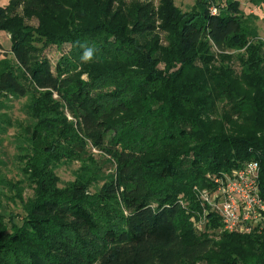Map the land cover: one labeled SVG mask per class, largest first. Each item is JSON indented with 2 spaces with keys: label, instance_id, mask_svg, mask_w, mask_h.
<instances>
[{
  "label": "trees",
  "instance_id": "16d2710c",
  "mask_svg": "<svg viewBox=\"0 0 264 264\" xmlns=\"http://www.w3.org/2000/svg\"><path fill=\"white\" fill-rule=\"evenodd\" d=\"M88 1L99 6L103 0ZM19 6L26 12H42L45 17L61 15L67 10L62 0H10L7 7H0V30L9 35L11 42L9 49L0 44V114L7 98L26 99L29 101L26 113L39 124L32 130L29 125L27 131L33 132L34 137L46 133L51 139L47 146L49 153L60 152L74 161L85 162L89 144L108 157L115 169L107 178L109 181L95 193L90 190L89 179L71 182L64 191L48 186L45 187L48 193L45 189L36 193L27 206L25 221L15 224V232L0 240V264H199L204 261L214 247L213 240L188 238L190 233L193 238L198 235L190 218L202 214L203 206H198L196 196L193 204L184 205L177 194L189 192L190 187L197 185L210 189L212 176L255 161L260 165V188L264 196L263 43L250 45L236 57L240 71L227 65L215 67L217 82L204 89L205 95L215 99L208 104L202 100L199 106H187L186 113L192 111L194 115H180L178 109L183 106L176 109L174 101L186 91L193 93L179 82L193 70L192 55L197 48L207 44L223 55L230 48L244 47L240 2L225 0L216 5L215 11L203 5L199 15L185 16L173 0H164L160 20L152 3L134 6L132 26L137 34L146 38L157 29L166 30L168 46L155 48L150 43L146 49L147 44L134 42L136 47L128 48L123 41L124 33L119 34V40L107 52L114 55L116 64L129 67L131 73L128 77L119 75L121 81L119 76L111 75L125 72L120 67L95 69L86 80L75 74L73 64L61 60L53 63L46 48L54 42V36L44 43L45 26L41 22L39 37L35 39L32 31L28 38L24 26L15 16L11 17ZM74 16L72 23L79 15L74 12ZM45 25L51 32L56 31L51 22ZM74 30L66 32L71 34ZM35 43H41L42 47ZM160 63L163 70L158 67ZM133 67L138 72H133ZM108 82L118 88L103 91ZM140 88L148 95L152 90L164 92L162 99L168 103L154 114L189 125L188 132L186 125L182 126L178 138L201 145L192 149L191 175L197 180H182L181 163L175 154L154 157L155 152L137 146L138 127L131 130L121 125L122 122H111L112 115L129 111L127 98ZM218 102L222 105L214 110ZM3 123L6 122L0 118V136L5 133ZM237 124L247 125L246 129L237 132ZM65 130L68 136H64ZM170 138L172 142L177 140L175 135ZM142 139L157 146L155 138ZM150 177L157 181L155 185L150 184ZM65 218L72 220L63 221ZM207 219L208 230L222 228L219 217L210 213ZM253 233L225 232L221 264L246 261L252 246L262 253L255 264H264V237H253Z\"/></svg>",
  "mask_w": 264,
  "mask_h": 264
},
{
  "label": "rangeland",
  "instance_id": "374dc122",
  "mask_svg": "<svg viewBox=\"0 0 264 264\" xmlns=\"http://www.w3.org/2000/svg\"><path fill=\"white\" fill-rule=\"evenodd\" d=\"M62 1L66 4L67 10L61 15L46 14L45 17L42 12H26L23 7L19 6L11 17L15 16L22 26H24L28 38H30L32 31L35 32V39L39 37L38 32L41 31L42 22L45 26L42 32L45 39L44 43L54 36V42L47 45L46 54L52 59L53 63L61 60L65 64L67 62L73 64L76 70L75 74L86 80L89 79L91 71L95 69L106 71L120 67L125 70L121 74L112 71L111 75L115 78L119 75L128 77L131 73L128 71L129 67L116 64L113 61L115 59L114 55L111 52H107V50L117 43L119 34L121 33H124L123 41L127 43L128 48L133 46L135 48L134 42H139L142 45L147 44L146 49L150 47V43H153L155 48L168 46L165 42L168 31L157 29L152 35H147L144 38L140 34H137V31L132 26V11L134 6L152 3L155 7L157 18L160 20L163 14L164 0H103L99 6H93L88 0ZM209 1L173 0L174 5L185 16L199 15L203 5L210 6L211 10L215 11L217 9L216 5L225 0H216V4L214 0V4L210 5ZM237 1L241 4L244 18L245 45L241 49L230 48L223 55L218 54L216 50L212 47L210 48L207 44L197 48L196 52L192 55L194 60L193 70H191L185 79L179 82L180 85L184 84L193 93L186 91L182 98H177L174 101L176 109L183 106V108L178 109L180 115L187 114L192 116L194 115L192 111L186 113L187 106L192 108L195 105H201L200 101L202 100L208 104L215 99L212 95H205L204 93L206 86L217 82L218 73L214 71L215 67L227 65L232 66L235 71H240V65L236 63V57L258 41L263 43L264 46V0ZM9 2L10 0H0V7H7ZM74 8L75 10L72 12ZM74 12H77L79 16H76L74 23H72L71 19L75 18ZM48 21L55 25L56 31L51 32L52 29L45 25ZM117 24H120L122 28L118 27ZM71 28H75L74 32L71 34L67 33V29ZM47 30L49 34L46 32ZM0 44L6 49H9L11 46L9 35L4 30H0ZM35 45L42 47L41 43H35ZM86 47L97 48V50H94L93 58L87 62L82 60ZM94 61L96 62L94 63ZM158 67L160 70L164 69V65L161 63ZM131 69L133 72H138V69L134 67ZM15 71L19 74L17 68H15ZM120 76L118 80L121 81ZM135 81L139 82V79L135 78ZM117 88L118 85L112 86V83L108 82L102 90L112 92ZM240 92L244 93L243 90ZM163 93L162 90H152L151 94L148 95L144 93L143 89H137L134 94H130L127 98L130 101L129 111L121 113L119 116L112 115L110 120L111 122H122L121 125L125 124L131 130L138 127L137 146L155 152L154 157L172 156V154H175L181 163L182 180H191L192 182L197 180V177H192L191 175L193 173L191 171V160L194 153L192 149L197 145H201L199 143L189 144L186 139L178 138L180 136L179 132L183 128L182 126L186 125L185 121L173 123L153 113L155 111L161 112L168 103L162 99ZM28 102L26 99L7 98L5 101L6 107L0 114L1 120L6 122L5 124L3 123L4 125L2 124L5 128V133L0 136V240L9 237V235L15 232V224H21L25 221L28 215L27 206L36 197V193L38 194L39 191L44 192L43 189L45 187L48 188L49 186L56 191H64L68 189L67 186L71 182L77 180L87 182L89 179L90 190L92 193H95L104 182L109 181L107 178L113 174L115 169V166L108 157L89 144L86 146L87 157L85 162L80 160L74 161L65 157L60 152L58 155L49 153L47 146L51 143V139L47 138L46 133L41 137L40 135L34 137L33 132L29 133L27 131L29 125H31L30 130L34 126H39L37 121L26 113ZM221 105L222 103L218 102L214 110L220 108L219 106ZM145 107L148 110L147 112H144ZM27 112L30 111L27 110ZM67 119L72 121L70 116ZM231 126L232 124L227 128L229 129ZM246 126L237 124V132L239 130L244 131ZM188 130L189 125H186V131L188 132ZM66 133L67 130L63 132L64 136H68ZM233 134L235 136V133ZM174 135L177 136V140L172 142L170 136ZM143 137L150 138V140H154L155 138L157 146L145 143L144 139H142ZM151 178L149 179V182L151 181L150 184L155 185L157 181ZM190 188L189 192L177 194L178 200H181L184 205L188 204L190 206V204H193V199L196 196V200L199 201L198 206L199 204L201 205V195L206 188L198 185ZM46 193H48L47 190ZM190 193L194 196H190ZM190 219V224L193 223L198 233L196 238H193L194 236L190 233L188 237L190 240L211 238L214 242L213 249L204 261L199 264H221V258L224 256L223 252H225L226 246L223 240V235H225L224 230L219 227L208 230L207 226L197 229L195 226L196 221L193 219H198V215ZM62 220L70 221L72 219L65 218ZM253 237L263 238L264 228L253 233ZM260 254L262 253L252 246L249 258L240 264H255L256 260L261 258L259 257Z\"/></svg>",
  "mask_w": 264,
  "mask_h": 264
},
{
  "label": "built area",
  "instance_id": "2783aa9c",
  "mask_svg": "<svg viewBox=\"0 0 264 264\" xmlns=\"http://www.w3.org/2000/svg\"><path fill=\"white\" fill-rule=\"evenodd\" d=\"M211 179L213 187L201 195L203 212L193 219L197 229L207 226L210 213L219 217L227 233L249 235L264 228V196L257 162H246L239 169Z\"/></svg>",
  "mask_w": 264,
  "mask_h": 264
},
{
  "label": "clouds",
  "instance_id": "9594fccd",
  "mask_svg": "<svg viewBox=\"0 0 264 264\" xmlns=\"http://www.w3.org/2000/svg\"><path fill=\"white\" fill-rule=\"evenodd\" d=\"M93 55H94V49L86 47L82 56V60L85 62L90 61L93 58Z\"/></svg>",
  "mask_w": 264,
  "mask_h": 264
}]
</instances>
